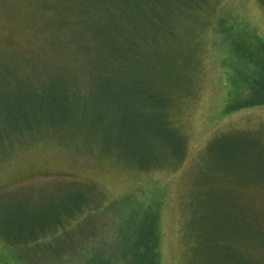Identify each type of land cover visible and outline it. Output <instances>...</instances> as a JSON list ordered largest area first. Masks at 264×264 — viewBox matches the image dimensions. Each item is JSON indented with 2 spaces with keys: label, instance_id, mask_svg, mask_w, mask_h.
Listing matches in <instances>:
<instances>
[{
  "label": "rangeland",
  "instance_id": "rangeland-1",
  "mask_svg": "<svg viewBox=\"0 0 264 264\" xmlns=\"http://www.w3.org/2000/svg\"><path fill=\"white\" fill-rule=\"evenodd\" d=\"M98 1L0 0V130L24 131L0 141V264H121L151 230L156 264H264V104L248 91L264 0H206L155 39L144 76L112 79L169 97V143L145 99L127 95L122 127L121 89L103 96L113 61ZM61 81L72 109L50 112ZM53 216L64 222L38 235Z\"/></svg>",
  "mask_w": 264,
  "mask_h": 264
},
{
  "label": "trees",
  "instance_id": "trees-1",
  "mask_svg": "<svg viewBox=\"0 0 264 264\" xmlns=\"http://www.w3.org/2000/svg\"><path fill=\"white\" fill-rule=\"evenodd\" d=\"M97 6L100 22V30L97 33V37L107 43L112 51L111 59L112 64L108 68L106 67L101 77L107 79L106 82H111L106 85L107 92L104 93V97L110 99L113 103L114 88H120L119 94L116 97H120L123 104L119 106L118 114L120 115V121L122 127L127 126V114H123L126 110L125 102L127 101V95H131L132 98L128 99V102L132 105L139 100L142 102L145 99L147 110H153L157 108L156 117L163 128V134L165 135V141L170 142L171 137V121L169 118V97L163 93H159L154 88L145 87L138 89L137 86L132 89H127L125 85L115 84L116 81L122 78H127L129 74H136L137 76H144L142 74L143 65L146 64L147 56L145 52L152 49L155 39L161 37L164 39L166 36L172 34L175 30L176 20L182 18L186 13H193L200 11L201 7L206 3V0H99ZM111 6V8H109ZM104 14V15H103ZM92 21V20H91ZM94 22V21H92ZM84 25L89 23L87 18L82 19ZM114 64V65H113ZM104 68V67H103ZM133 71V72H132ZM262 75L256 80L249 84L250 102L254 105L264 104V67L261 69ZM131 75V76H132ZM131 77V78H137ZM100 77V78H101ZM61 82L53 83L57 85L58 91L51 90L49 92L53 94L46 95L45 98L51 100L50 105L48 104L51 111H55L61 108H65L66 111H71L69 96L65 91L60 89ZM64 86V84L62 83ZM60 87V88H59ZM43 100V99H42ZM57 103L58 105L56 106ZM109 104V105H110ZM129 111V110H126ZM13 113V111H12ZM18 114L26 116L23 112L22 105L18 109ZM144 113L135 112L133 117L135 122H146L149 124L148 131L151 130V123L153 119H147ZM153 117V116H152ZM28 127V126H27ZM23 129L18 128L15 130L3 129L0 130V141L4 139H10L15 134H22ZM124 136V135H123ZM172 141L176 142L175 147L169 146L171 154L180 157L183 150L182 139L178 136H173ZM174 149V150H173ZM127 157V156H126ZM125 157V158H126ZM149 164L140 163V166L146 167ZM77 211L73 214L67 215L70 218L78 214ZM58 219V218H57ZM51 225L48 223L41 222L35 224L38 229V235L53 231L59 224L63 223L56 220V216H53ZM53 221V222H54ZM40 230V231H39ZM37 235H32L21 243H31L36 241ZM155 233L153 230L150 231V237L144 238L142 241V249H140L141 243H129L126 251L127 256L124 257L121 264H156V250H155ZM232 256L230 257V259ZM231 264H248L242 258L235 257L231 259ZM87 264H93V261ZM102 264H110L104 261Z\"/></svg>",
  "mask_w": 264,
  "mask_h": 264
}]
</instances>
